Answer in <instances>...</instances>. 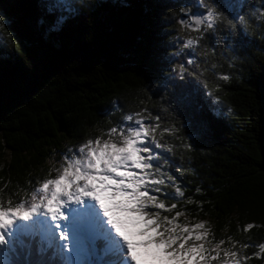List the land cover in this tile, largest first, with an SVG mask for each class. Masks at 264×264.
<instances>
[{
    "label": "trees",
    "instance_id": "16d2710c",
    "mask_svg": "<svg viewBox=\"0 0 264 264\" xmlns=\"http://www.w3.org/2000/svg\"><path fill=\"white\" fill-rule=\"evenodd\" d=\"M201 2L222 0H0V198L19 201L64 154L147 109L178 130L164 155L185 193L167 201L187 213L180 221L207 222L253 257L246 264H264L253 256L264 243V0H223L233 23L182 49L200 34L179 20L203 13Z\"/></svg>",
    "mask_w": 264,
    "mask_h": 264
},
{
    "label": "snow or ice",
    "instance_id": "6c2138e0",
    "mask_svg": "<svg viewBox=\"0 0 264 264\" xmlns=\"http://www.w3.org/2000/svg\"><path fill=\"white\" fill-rule=\"evenodd\" d=\"M201 6L203 13L179 21L200 34L187 38L182 49L195 51L204 32L225 20L233 23L224 15L230 5L223 0L219 6ZM64 19L55 18L51 26L59 28ZM173 71L183 79L188 69L180 64ZM177 103L189 101L180 94ZM177 131L147 109L127 114L120 125L64 154L55 176L50 170V178L38 181L19 201L0 198V264H246L253 257L235 250L239 242L231 237L216 241L205 221H180L187 213L177 210V202L185 193L165 170L164 155L174 151L165 136L175 138ZM168 188L173 191L166 192ZM253 227L248 224L244 231ZM248 247L252 245H240L241 250ZM256 247L253 256L264 257V243ZM49 251L51 261L31 259L34 252L43 256Z\"/></svg>",
    "mask_w": 264,
    "mask_h": 264
},
{
    "label": "rangeland",
    "instance_id": "374dc122",
    "mask_svg": "<svg viewBox=\"0 0 264 264\" xmlns=\"http://www.w3.org/2000/svg\"><path fill=\"white\" fill-rule=\"evenodd\" d=\"M71 1H73V0H71ZM80 1H84V0H80ZM188 15H189V14H188ZM61 163H62V162H59V163H58V162H55V163H53V164H52L53 171H54V169L60 167ZM54 173H55V171H54ZM55 174H56V173H55Z\"/></svg>",
    "mask_w": 264,
    "mask_h": 264
},
{
    "label": "water",
    "instance_id": "95a60500",
    "mask_svg": "<svg viewBox=\"0 0 264 264\" xmlns=\"http://www.w3.org/2000/svg\"><path fill=\"white\" fill-rule=\"evenodd\" d=\"M201 13H202V12H195V13H193V14H191V15H199V14H201ZM186 19H188V16L183 15V16H181V18H180L179 21H181V20H186Z\"/></svg>",
    "mask_w": 264,
    "mask_h": 264
}]
</instances>
